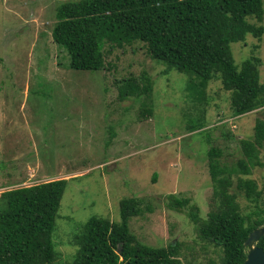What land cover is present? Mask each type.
I'll return each mask as SVG.
<instances>
[{
  "label": "rangeland",
  "instance_id": "rangeland-1",
  "mask_svg": "<svg viewBox=\"0 0 264 264\" xmlns=\"http://www.w3.org/2000/svg\"><path fill=\"white\" fill-rule=\"evenodd\" d=\"M63 1L0 0V196L68 181L53 235L56 264L73 260L78 247L74 235L82 224L93 216L119 221L120 201L132 197L143 201L142 215L130 222L140 242L179 244L177 256L185 262L197 255L199 260L210 257L207 248L201 252L204 243L186 214L189 207L170 210L168 195L190 199L207 219L213 194L207 152L218 147L223 163L236 162L238 141L253 135L264 111L233 116L229 93L222 90L221 80H212L206 89L211 98L207 126L190 132L189 120L199 117L201 108L187 98L188 77L176 70L161 75L165 66L156 65L142 43L115 48L106 43L102 69L73 70L68 53L52 35ZM258 42L250 37L235 43L236 63L251 57V45ZM260 44L264 52V42ZM143 72L155 81L152 118L139 117V101L118 99L121 80ZM261 76L264 83V65ZM228 132L233 139L224 136ZM261 161L252 172L259 188L264 149ZM2 173L9 180H2ZM250 204L245 200L243 205Z\"/></svg>",
  "mask_w": 264,
  "mask_h": 264
},
{
  "label": "trees",
  "instance_id": "trees-1",
  "mask_svg": "<svg viewBox=\"0 0 264 264\" xmlns=\"http://www.w3.org/2000/svg\"><path fill=\"white\" fill-rule=\"evenodd\" d=\"M56 11L52 35L68 53L73 70L102 69L106 43L110 48L142 43L150 59L165 66L161 75L171 70L185 74L187 98L201 108L199 117L189 120L190 132L207 126L211 98L206 89L212 80H221L222 90L229 93L233 116L264 111L260 57L264 0H67ZM250 37L257 38L258 45H251V57L239 65L233 45ZM154 86L146 72L132 74L121 80L118 99L139 101V117L152 118ZM205 134L210 142V131ZM224 136L234 138L229 132ZM238 146L239 157L232 164L222 162L224 152L218 147L207 152L213 183L207 219L200 217L199 206L191 205L190 199L168 195L170 210L183 212L189 207L186 214L204 243L201 252L207 248L210 257L199 260L197 255L185 262L177 256L179 244L153 247L140 242L130 222L142 215L143 201L132 197L120 201L119 221L93 216L81 225L74 235L76 253L66 264H244L246 239L264 226V178L259 188L252 177L263 165L264 118L256 119L253 135L239 140ZM67 184L61 179L2 193L0 264H56L59 254L53 235ZM245 200L250 206L244 207ZM258 246L264 249V236Z\"/></svg>",
  "mask_w": 264,
  "mask_h": 264
},
{
  "label": "water",
  "instance_id": "water-1",
  "mask_svg": "<svg viewBox=\"0 0 264 264\" xmlns=\"http://www.w3.org/2000/svg\"><path fill=\"white\" fill-rule=\"evenodd\" d=\"M264 236V227H260L252 231L245 241L247 247V257L244 264H264V250L256 243Z\"/></svg>",
  "mask_w": 264,
  "mask_h": 264
},
{
  "label": "crops",
  "instance_id": "crops-1",
  "mask_svg": "<svg viewBox=\"0 0 264 264\" xmlns=\"http://www.w3.org/2000/svg\"><path fill=\"white\" fill-rule=\"evenodd\" d=\"M1 163H2V166L5 167L6 163L4 164V162H2V161H1ZM1 175H2V176H6V178L2 179V180H4V181L7 180V179L9 180V178H10V177H7V175H6L5 173H2ZM12 177H14V176H12Z\"/></svg>",
  "mask_w": 264,
  "mask_h": 264
},
{
  "label": "clouds",
  "instance_id": "clouds-1",
  "mask_svg": "<svg viewBox=\"0 0 264 264\" xmlns=\"http://www.w3.org/2000/svg\"><path fill=\"white\" fill-rule=\"evenodd\" d=\"M262 227H264V226H262ZM260 228V227H259ZM259 242V241H258ZM258 242L256 243V246H258ZM258 247H260V246H258ZM261 248V247H260ZM246 249H247V247H246ZM263 249V248H262ZM264 250V249H263ZM247 252H248V249L246 250ZM246 260V259H245Z\"/></svg>",
  "mask_w": 264,
  "mask_h": 264
}]
</instances>
